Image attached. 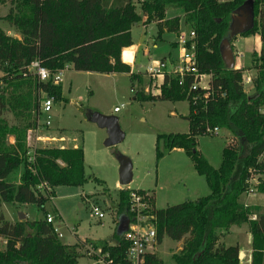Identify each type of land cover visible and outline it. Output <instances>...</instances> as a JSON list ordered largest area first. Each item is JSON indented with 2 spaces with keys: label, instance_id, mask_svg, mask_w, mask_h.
<instances>
[{
  "label": "trees",
  "instance_id": "obj_1",
  "mask_svg": "<svg viewBox=\"0 0 264 264\" xmlns=\"http://www.w3.org/2000/svg\"><path fill=\"white\" fill-rule=\"evenodd\" d=\"M244 1L0 0L11 3L2 19L20 36L11 37L0 27V205L34 203L43 211L41 218L16 221L0 212V264H79L78 250L85 248L78 242L62 243L53 224L46 221L44 204L55 196L54 188L81 186L87 178L82 147L34 148L27 143L28 132L39 128L41 93L54 102L63 100L61 85L39 81L28 69L30 63L37 61L49 71L70 66L76 71L128 73L131 68L122 62L121 51L133 44L131 30L142 17L143 24L155 22L158 37L178 33L181 17L166 18L169 7L182 11L184 26L194 33L190 42L196 73L183 74L181 83L175 74L165 76L158 93L145 94L139 74L130 72L132 98L187 101L188 131L157 134L155 157L182 149L204 177L209 193L157 209L149 192L121 187L115 214L117 219L134 215L129 211L130 192L140 195L149 205L142 213L155 229V243L165 237L181 241L171 256L173 264H240L238 245L226 246L221 238L231 226L246 224L251 235L250 264H264V207L251 208L238 201L244 192L264 194V0H252L254 25L242 34L257 33L261 43L253 57L252 93L243 88L245 68L226 69L218 50L228 35L233 10ZM129 50H123L124 60ZM202 74L209 75L207 86L192 89ZM208 129L230 133L217 168L196 149L198 136L214 134ZM113 238L114 242L89 244L108 253L112 264H130L128 241L116 231ZM143 258V264H165L152 251Z\"/></svg>",
  "mask_w": 264,
  "mask_h": 264
},
{
  "label": "rangeland",
  "instance_id": "obj_2",
  "mask_svg": "<svg viewBox=\"0 0 264 264\" xmlns=\"http://www.w3.org/2000/svg\"><path fill=\"white\" fill-rule=\"evenodd\" d=\"M11 6L10 2L0 4V27L9 36L20 38L19 34L9 28L2 19ZM136 8L139 11L137 2ZM174 14H182V11L173 7L166 10V17ZM182 29L183 34L188 36L186 27ZM173 36L174 34L170 35ZM133 38L135 41L139 39L136 31H133ZM237 38V44H240L237 46L238 52H234L232 44L235 62L239 67L245 68L244 71L249 70L248 73L244 72V76L252 78L256 74L254 68L256 61L253 62V57L256 55L255 53L252 55L251 51L252 49L259 51L260 39L253 34L244 37L238 35ZM240 40H243V44ZM148 46L150 47L151 44L148 43ZM158 51L160 50H157L153 58L159 57ZM173 52L178 54L179 51ZM131 56L132 51L130 59ZM207 76L209 75L205 74L201 77L199 82L201 87L207 84ZM143 78L144 82L139 87L145 94L155 93L153 82L146 75H143ZM130 85L131 81L124 72L100 73L65 68L61 77L63 100L53 103L50 112L51 126L42 128L39 121V128L28 132L27 143L34 148L44 146V142L43 145H40L38 140L36 142L40 132L57 130L63 135L65 146H80L83 150L86 181L81 186L56 187L55 198L49 199L44 204V210L53 217V226L60 232L59 240L64 244H73L77 239H83L86 245L99 240L114 242L113 235L118 221L115 214L117 193L121 188L118 184L116 153L123 154L131 160L132 180L128 188L149 192L157 209L185 200H194L209 193L204 177L196 173L191 160L183 152L171 150L165 152L158 160L155 157L157 134L188 131V122L184 119L189 112L187 101L135 100L132 98ZM243 88L247 94L253 91L251 82L245 83ZM114 107H118L119 110L114 112ZM92 112L115 115L124 133L123 140L114 146L105 147L103 141L106 131L89 120ZM229 135L228 130L219 129L212 135H200L197 138L196 149L214 168L220 164L221 151ZM94 177L100 179L102 183L95 182ZM254 183L251 182V188ZM238 201L248 206L264 205V194L244 192L239 196ZM92 205L99 206L103 211L104 217L101 221L95 219L91 213ZM0 212L6 219L13 221L18 220L19 214H24V219L28 220L43 216V211L34 203H4ZM243 226L244 224L231 226L221 238L224 245L235 244L238 239L244 246L248 233ZM0 241L3 245V241ZM179 248L180 243L165 237L160 244L155 243L150 250L159 255L165 264H173L171 256ZM78 252L81 257H86L79 259L81 264L91 262L90 257L84 256V252V255L81 253L82 250Z\"/></svg>",
  "mask_w": 264,
  "mask_h": 264
},
{
  "label": "built area",
  "instance_id": "obj_3",
  "mask_svg": "<svg viewBox=\"0 0 264 264\" xmlns=\"http://www.w3.org/2000/svg\"><path fill=\"white\" fill-rule=\"evenodd\" d=\"M193 36V31H189L188 36H185L184 34H181V36H179V42L182 46V51L177 64H172L165 59L150 60L146 64V66L144 67V74L148 77L149 80L153 82L155 86L156 92L153 94L159 92L160 86L165 76L175 74L179 78V83H181L183 74L189 72L196 73L193 51L194 45L193 42H190V39L193 38ZM28 69L33 71L37 79L41 82H50L53 85H58L61 82L62 70L49 71L48 69L40 66L37 61L31 62ZM202 76L203 74L199 76V82ZM199 82L193 83L191 88L195 89L198 86L201 87L199 85ZM250 82L251 78L249 76H242L243 86L245 83ZM206 86L207 84L205 85V87ZM53 103L54 101L51 96L47 95L46 93H41L39 100V112L41 115V119L39 121L42 128H48L51 126L52 122L50 112L52 110ZM118 110V107L113 108L114 112H117ZM261 112L264 114V108L261 110ZM208 131L215 133L218 130L208 129ZM252 181H255L256 183L255 179H252L250 183ZM148 206L149 205L143 200V198L135 191L130 192L129 211L134 215L129 217L130 221L128 223L127 230L123 234L124 239L129 243L127 249V259L130 264H143L144 254L148 251H151V247L153 248V245L155 244V229L148 222L149 217L142 213V211L145 210ZM91 213L98 221L104 217L103 211L97 205L91 206ZM252 218H254V216H252ZM46 221L52 223L53 217L50 214H47ZM54 231L58 234V237L61 236L56 227H54ZM83 245L85 246L84 254L90 257V264H112L108 253H103L100 247H94L91 244L86 245L84 240Z\"/></svg>",
  "mask_w": 264,
  "mask_h": 264
},
{
  "label": "crops",
  "instance_id": "obj_4",
  "mask_svg": "<svg viewBox=\"0 0 264 264\" xmlns=\"http://www.w3.org/2000/svg\"><path fill=\"white\" fill-rule=\"evenodd\" d=\"M174 15H178L181 17L178 33L164 32L160 37H158L155 22L143 24L145 17H142L141 22H139L137 25L132 27V30H131L132 37H133V31H136L139 39H138V41H135L133 38V44L130 47L124 48V49H131V51H132L131 59L130 60H124L123 59L122 55H123L124 49H122L121 60H122V62H124L130 66V68H131L130 72L138 73L139 76L141 77V79L143 80V82H144L143 75L145 76L144 67L146 66V64L150 60L165 59L172 64H177L179 61V57H180L181 51H182V46L179 42V36H181V34H183V32L181 30H183L182 28H184V24H183L182 14H174ZM171 34H174V36L170 37ZM252 34L254 36L258 37V39H259V35L257 33H252ZM237 37L238 36H236L235 41L232 43L235 53L238 52L237 46H240L239 43L237 44V39H238ZM240 41L242 42L243 40H240ZM148 43L151 44L150 47L148 46ZM242 44H243V42H242ZM160 45H162V47H160ZM158 49L160 50V51H158L160 54L159 57L153 58ZM174 50H178L179 51L178 54L173 52ZM252 50L253 51H251V54H253L254 52H258L254 49H252ZM235 53H233L234 57H235ZM234 61H235V58H234ZM141 67H143V68L140 69ZM238 67H239V65L235 62V68H238ZM65 68H71V67L66 66ZM65 68L62 69V71L65 70ZM130 72H128V73L124 72L129 77V79H130ZM244 72L248 73L249 70H246ZM244 72H243V74H244ZM207 77L209 79V76H207ZM133 83L135 86V81ZM60 85H61V82H60ZM37 140L39 141L40 145H43V142H44V146H42V147H55V148L67 147V146H65L63 135L60 132H58L57 130H52L50 132H41L39 135V138ZM9 141L13 142V138L10 137ZM38 141H36V142H38ZM49 144H51L53 146H47ZM172 150L183 152V150L180 148H174ZM54 193L56 196V187L54 188ZM257 194H259V193H257ZM55 196L53 198H55ZM1 206H3V204L0 205V208H1ZM245 206H248V205L245 204ZM254 206L264 207V205H259V204H256L253 206H248V207H254ZM10 221H13V220H10ZM99 221H101V220H99ZM117 225H118V221H117ZM243 227H244L243 229L245 231H247V233H248L247 234L248 235L247 236L248 237L247 242H246V244H244V246H242L240 241H238V239H237L235 241V244H237L238 248H239L240 264H250V262H251V235L248 232L246 224H244ZM76 242L83 244V239H77ZM178 243H180V246H181V241H178ZM235 244H232V245H235ZM226 246H228V245H226ZM79 250L80 251L82 250L81 253L83 254L84 249L82 248ZM84 256H86V255H84ZM80 258H86V257H80ZM90 263H88V264H90ZM79 264H81V263L79 262Z\"/></svg>",
  "mask_w": 264,
  "mask_h": 264
},
{
  "label": "water",
  "instance_id": "obj_5",
  "mask_svg": "<svg viewBox=\"0 0 264 264\" xmlns=\"http://www.w3.org/2000/svg\"><path fill=\"white\" fill-rule=\"evenodd\" d=\"M253 25L254 15L252 0H246L233 10L228 27V35L220 41L218 46L221 60L226 69L235 68L231 40L251 30ZM89 120L95 123L99 128L105 129L106 137L103 141L105 147L114 146L123 140L124 133L120 129L118 119L115 115H104L100 112H92L89 115ZM115 159L118 162V184L120 187H127L132 180L131 160L120 153L115 154ZM24 217V214H19L18 220H23ZM129 221L127 216H120L116 227V233L119 235L124 234L127 230Z\"/></svg>",
  "mask_w": 264,
  "mask_h": 264
},
{
  "label": "bare ground",
  "instance_id": "obj_6",
  "mask_svg": "<svg viewBox=\"0 0 264 264\" xmlns=\"http://www.w3.org/2000/svg\"><path fill=\"white\" fill-rule=\"evenodd\" d=\"M128 55H127V58H126V60H130V55H131V49L128 51V53H127Z\"/></svg>",
  "mask_w": 264,
  "mask_h": 264
}]
</instances>
